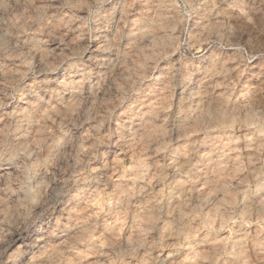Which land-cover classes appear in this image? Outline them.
I'll return each mask as SVG.
<instances>
[{
    "label": "clouds",
    "instance_id": "1",
    "mask_svg": "<svg viewBox=\"0 0 264 264\" xmlns=\"http://www.w3.org/2000/svg\"><path fill=\"white\" fill-rule=\"evenodd\" d=\"M0 264H264V0H0Z\"/></svg>",
    "mask_w": 264,
    "mask_h": 264
}]
</instances>
